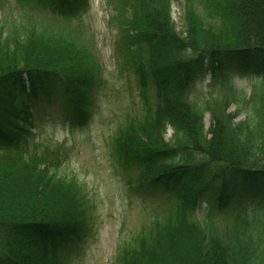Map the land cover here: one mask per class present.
Wrapping results in <instances>:
<instances>
[{
  "label": "trees",
  "instance_id": "trees-1",
  "mask_svg": "<svg viewBox=\"0 0 264 264\" xmlns=\"http://www.w3.org/2000/svg\"><path fill=\"white\" fill-rule=\"evenodd\" d=\"M17 1L19 18L0 20V264H69L94 232L95 202L75 175L60 172L57 152L38 151L34 117L61 96L68 121L84 126L103 67L78 27L45 25L32 13L80 18L88 0ZM120 7L117 49L137 76L142 109L118 127L112 153L123 169L138 170L137 189L168 193L173 205L114 264H264V84L245 119L228 111L237 95L230 70L264 74V0H185L182 31L170 0ZM206 71L228 89L225 103L190 98ZM227 212L220 231L216 215Z\"/></svg>",
  "mask_w": 264,
  "mask_h": 264
},
{
  "label": "rangeland",
  "instance_id": "rangeland-1",
  "mask_svg": "<svg viewBox=\"0 0 264 264\" xmlns=\"http://www.w3.org/2000/svg\"><path fill=\"white\" fill-rule=\"evenodd\" d=\"M88 2V11L80 18L56 22L51 20V15L32 9V13L45 25L57 28L66 26L70 29L78 27L101 62L105 81L103 87L96 90L95 106L84 126H72L62 110L63 99L60 96L56 103L49 105L43 101L40 104L34 117L33 132L38 151L43 152L47 147L57 152L61 161L60 172L68 176L75 175L95 202L94 232L80 244L77 251L73 250L68 255L69 264H114L120 249L133 242L141 229L168 214L173 198L165 192L151 193L137 189L134 181L138 170L135 167L123 169L112 153L116 130L130 115L141 113L142 103L134 69L120 58L117 49L121 0ZM184 2L170 0L171 16L178 31L184 28ZM19 14L21 11L17 0H0V20L7 16L10 23V16L18 19ZM256 69H232L228 75L237 92L235 99L230 97L232 99L228 105V111L235 113V122L249 115L256 100L253 97L264 84L263 72H257ZM227 91L221 79L214 80L212 73L206 71L196 77L190 98L200 105H205L207 100L211 104L225 103ZM204 122L205 127L209 128V113L205 114ZM171 135L172 130L169 129L167 138ZM34 142L31 148H34ZM52 152H48L49 159L54 158ZM131 180L134 183H129ZM245 204L248 211H252L257 203L248 199ZM205 208L204 202L196 212L197 218L205 217ZM230 218L229 212L216 215L220 231L227 226Z\"/></svg>",
  "mask_w": 264,
  "mask_h": 264
}]
</instances>
